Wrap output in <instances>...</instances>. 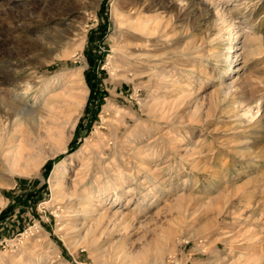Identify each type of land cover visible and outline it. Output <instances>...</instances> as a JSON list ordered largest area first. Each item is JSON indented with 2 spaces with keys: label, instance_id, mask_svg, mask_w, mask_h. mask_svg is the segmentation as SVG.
Returning <instances> with one entry per match:
<instances>
[{
  "label": "rangeland",
  "instance_id": "1",
  "mask_svg": "<svg viewBox=\"0 0 264 264\" xmlns=\"http://www.w3.org/2000/svg\"><path fill=\"white\" fill-rule=\"evenodd\" d=\"M11 105L34 110L0 138V264H264V0H0ZM82 160L127 175L117 204L70 199Z\"/></svg>",
  "mask_w": 264,
  "mask_h": 264
},
{
  "label": "bare ground",
  "instance_id": "2",
  "mask_svg": "<svg viewBox=\"0 0 264 264\" xmlns=\"http://www.w3.org/2000/svg\"><path fill=\"white\" fill-rule=\"evenodd\" d=\"M138 5L137 8H135L134 6ZM133 5V4H132ZM149 5V4H148ZM134 9L142 11V7L139 6L138 2L134 3ZM141 7V8H139ZM146 7V5H145ZM150 8V7H149ZM146 10V9H145ZM149 10V9H148ZM135 11V10H134ZM141 13V12H140ZM139 14V13H138ZM143 14L141 13V16ZM145 16V15H144ZM152 16V15H151ZM149 17L146 18L145 17H140L136 19V21L133 23V25L135 26V28L139 29V30H145V29H150L152 30V23L156 22V20L154 21L153 17ZM133 17H130V19ZM157 18V17H156ZM129 19V18H128ZM134 19V18H133ZM135 20V19H134ZM230 26H232L233 24H229ZM155 26V25H154ZM232 28V27H231ZM231 31V30H230ZM229 31V32H230ZM232 52V51H231ZM230 52V53H231ZM230 56V54H229ZM78 73V72H77ZM81 72L79 71L78 74H80ZM77 74V75H78ZM80 76V75H79ZM82 79V78H81ZM40 82L34 80L33 83H30V86L28 85L26 88H24V91H22L20 88L16 87L15 88V98L21 102L23 105L24 103L28 102V99L30 98V94L32 91V94H35L34 99L39 98L40 95L45 94L46 91L49 90V84L46 85H39ZM43 86H45V88H43ZM40 89V90H38ZM43 88V89H42ZM41 91V92H40ZM40 92V93H39ZM67 93V92H65ZM69 95L71 94V92L68 93ZM32 96V95H31ZM34 96V95H33ZM28 104V103H27ZM31 104V103H29ZM32 105V104H31ZM54 105V104H53ZM258 105V104H257ZM257 105H252L249 106L248 112H253V108L257 107ZM13 106V105H11ZM53 108V107H52ZM55 108V107H54ZM34 110V107H8V109H6L5 114H0V138H5L6 135H14L15 131H17L19 129V127H21L23 120H27L26 116H28L27 113L24 112V110ZM59 109V108H58ZM40 111V110H39ZM54 113V112H53ZM31 115L33 116H37V113H31ZM254 115V114H253ZM29 117V116H28ZM31 118V117H29ZM38 119V118H37ZM28 121V120H27ZM36 121V120H35ZM34 121V122H35ZM34 127H36V124L33 125ZM12 129L14 130V132L12 133ZM10 138V137H9ZM21 140V138H18ZM7 140V139H6ZM3 141V140H2ZM25 141V140H24ZM9 143H11L12 145L9 147V149L4 150L5 154H3V158L5 160V163L7 165L8 168L10 169H19L21 166L24 167L26 166V164L30 163V159L32 158V156L30 155H26L24 150L26 149V147L24 146V142L23 141H19V143H13L12 141H10ZM9 145V144H8ZM5 147V146H4ZM8 148V147H6ZM29 152V150L27 151ZM31 153V152H29ZM33 153V152H32ZM85 157V156H84ZM33 159V158H32ZM89 160V159H88ZM83 161V160H82ZM91 161V160H90ZM85 163H81L80 168H78L79 170L76 171V175L75 177L80 178V185L76 184V186H74V188H71L73 190H68L69 191V195H70V199L80 196L82 197V202L84 205L86 206H90L91 204L93 205H100L98 204V202H100L104 196H110L111 191H117L115 193L116 197L113 200L114 202H118V200H120L123 195H124V191H126L127 188V183H128V177L125 173H123V171L121 169H118V175L116 180L110 178V177H105V178H100V177H96L95 181H93L92 183L87 182V180H85L86 178L88 179L92 172L90 170V163L87 162L86 160L83 161ZM63 165L62 162H60L59 164L56 165L55 169H54V176L56 177L57 182L60 180L59 175L61 177V166ZM65 165V164H64ZM63 165V166H64ZM65 167V166H64ZM65 169V168H63ZM93 170V169H92ZM107 170V169H106ZM66 172V171H65ZM67 175V174H66ZM64 177V176H63ZM75 178V179H78ZM56 182V183H57ZM61 182V181H59ZM89 183V184H88ZM59 184V183H57ZM75 184V183H74ZM57 188V187H56ZM65 188V187H64ZM67 188V187H66ZM95 188H98L97 190H95ZM58 189V188H57ZM60 189V188H59ZM58 189V190H59ZM70 189V188H69ZM61 190V189H60ZM65 191V190H64ZM67 191V192H68ZM63 192V190H62ZM127 192H130V189L127 190ZM66 194V191H65ZM113 195V194H112ZM69 197V196H68ZM79 197H77L78 199ZM112 198V197H111ZM76 199V198H75ZM76 199V200H77ZM80 199V198H79ZM68 200V199H67ZM73 201V200H72ZM103 201V200H102ZM130 201V199H129ZM116 202V204H117ZM96 205V206H97ZM91 207V206H90ZM95 207V206H94ZM93 207V209H95ZM86 209V208H85ZM91 212V211H90ZM100 216V215H99Z\"/></svg>",
  "mask_w": 264,
  "mask_h": 264
}]
</instances>
